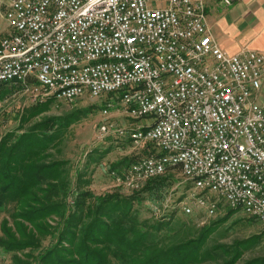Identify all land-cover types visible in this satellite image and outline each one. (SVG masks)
<instances>
[{"label": "built area", "instance_id": "2783aa9c", "mask_svg": "<svg viewBox=\"0 0 264 264\" xmlns=\"http://www.w3.org/2000/svg\"><path fill=\"white\" fill-rule=\"evenodd\" d=\"M156 1L0 0L9 27L0 39V76L25 89L33 79L41 100L119 92L104 103V118L121 109L150 122L127 130L105 120L98 134L136 135L160 150L132 170L112 171L119 185L139 188L137 175L146 181L148 170L160 175L178 165L184 176H198L192 197L208 215L220 198L264 227V104L253 97L264 54L221 50L205 0ZM174 143H185L183 154L164 155ZM180 209L191 213L186 203Z\"/></svg>", "mask_w": 264, "mask_h": 264}, {"label": "trees", "instance_id": "16d2710c", "mask_svg": "<svg viewBox=\"0 0 264 264\" xmlns=\"http://www.w3.org/2000/svg\"><path fill=\"white\" fill-rule=\"evenodd\" d=\"M26 85L32 88L36 82L29 79ZM23 87L0 83V101ZM107 95L104 103L112 99V93ZM57 101L50 97L24 108L19 128L0 132V214L6 213L0 221V254L11 256L9 264H264V253L237 263L241 247L254 244L253 238L208 247L215 223L227 216L205 224L193 237L188 219L170 209L163 220L141 217L144 200L165 198L176 180L174 171L181 173L178 165L136 189L116 184L111 172L114 190L96 194L88 189L90 178L82 171L70 174L68 160L51 159L48 153L86 110L45 116L23 128ZM142 156L126 157L110 169L122 172ZM236 210L228 208V214Z\"/></svg>", "mask_w": 264, "mask_h": 264}, {"label": "rangeland", "instance_id": "374dc122", "mask_svg": "<svg viewBox=\"0 0 264 264\" xmlns=\"http://www.w3.org/2000/svg\"><path fill=\"white\" fill-rule=\"evenodd\" d=\"M164 5H166V0L156 1V6L163 7ZM3 13L4 6H0V39L9 31ZM40 93V91L33 88H18L17 92H12L0 101V132L18 129L21 124L20 112L35 103L47 100H41ZM118 94L119 92L113 94V101H117L116 97H118ZM106 97H108L107 94L98 98L89 97L85 94L71 103L58 100L53 102L47 111L38 114L25 123L23 127L25 128L45 116H64L75 110H81L82 112L86 110L82 118L72 123L65 131L63 140L58 148H51L48 153H50L49 158L51 159L68 160L66 168L70 174L75 175V171H82L86 178H90V185L86 187L96 194L114 190L113 183L110 180V172H112L110 168L113 163L123 161L126 157L134 158L135 155L141 153H143L142 157L160 153L159 148L151 141L134 143L128 139V136H119L115 133L98 134V126L105 120H111L127 130L148 125L150 122V119L146 118H130L121 109L111 111L108 117L104 118L100 111ZM92 105L95 106L92 107ZM90 107L91 109H89ZM90 154L94 157L93 161L88 157ZM174 176L176 180L164 192L165 198L162 196L161 199H146L143 201L140 210L141 217L163 220L166 212L170 209L175 211L180 218L188 219L187 223L191 229L188 232V236L193 237L205 224L209 225L227 216L226 219L215 223L214 229L208 238L210 240L208 247L214 244L233 246L239 241L253 238V240H256L254 244L250 245L251 243H249L247 247H241V256L237 263L264 253V227L257 219L250 218L240 209L228 214V208L230 207L224 199L221 200L220 198H218L217 202V207H219L215 209L213 214L208 215L203 207L194 203L192 195L195 192V188L193 183L184 178L182 171L181 173L174 171ZM197 193L200 194L202 191H197ZM209 194L211 195H205L211 197L214 193ZM214 196L216 195L214 194ZM181 202L191 206V213L186 214L181 211ZM4 215L6 213L0 214V221ZM9 223L12 224L13 222L10 221ZM210 249L214 250L215 248L211 247ZM215 250L219 251V249ZM229 255L227 253L223 259ZM10 262L11 256L9 254H0V264H9Z\"/></svg>", "mask_w": 264, "mask_h": 264}, {"label": "crops", "instance_id": "0c3cea01", "mask_svg": "<svg viewBox=\"0 0 264 264\" xmlns=\"http://www.w3.org/2000/svg\"><path fill=\"white\" fill-rule=\"evenodd\" d=\"M206 23L221 50L234 54L251 49L264 54V0H242L224 5L221 0H205ZM264 104V78L253 95Z\"/></svg>", "mask_w": 264, "mask_h": 264}, {"label": "bare ground", "instance_id": "6f19581e", "mask_svg": "<svg viewBox=\"0 0 264 264\" xmlns=\"http://www.w3.org/2000/svg\"><path fill=\"white\" fill-rule=\"evenodd\" d=\"M5 82H8V76H0V83L2 84ZM119 136H128L132 140V142L138 143V136L136 135H119ZM183 151H185V143H174V145H169V147L164 148V155H180L183 154ZM125 170H132V163ZM157 175H158V169L148 170V177H153ZM184 177L187 180H190L193 183L194 187H197L198 176H184ZM113 180L115 181L116 184L119 185L118 179H113ZM143 182H145V175H137V183H143ZM180 206H184V203L181 202Z\"/></svg>", "mask_w": 264, "mask_h": 264}]
</instances>
